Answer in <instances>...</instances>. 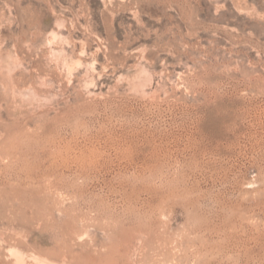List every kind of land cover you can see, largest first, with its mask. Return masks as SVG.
<instances>
[{
  "label": "rangeland",
  "instance_id": "obj_1",
  "mask_svg": "<svg viewBox=\"0 0 264 264\" xmlns=\"http://www.w3.org/2000/svg\"><path fill=\"white\" fill-rule=\"evenodd\" d=\"M14 248L264 264V0H0V264Z\"/></svg>",
  "mask_w": 264,
  "mask_h": 264
},
{
  "label": "bare ground",
  "instance_id": "obj_2",
  "mask_svg": "<svg viewBox=\"0 0 264 264\" xmlns=\"http://www.w3.org/2000/svg\"><path fill=\"white\" fill-rule=\"evenodd\" d=\"M10 250V249H9ZM7 251V250H6ZM9 254H11V257L13 256L14 258H15V260L14 261H16V264L17 263H19L20 264V262H22V260H23V257L25 256L23 253H21L19 250H17V249H11L10 250V253ZM31 254H33L32 252L30 253V256H31ZM28 255V254H27ZM12 257V258H13ZM32 258H33V260L32 261H34L36 264H49L50 263V261H48L46 258H42V257H39V256H36V255H32L31 256ZM10 258V257H9ZM24 262V261H23ZM62 263V262H61ZM64 263V262H63ZM15 264V263H14ZM23 264H25V263H23ZM52 264V263H51ZM66 264H68V263H66Z\"/></svg>",
  "mask_w": 264,
  "mask_h": 264
}]
</instances>
